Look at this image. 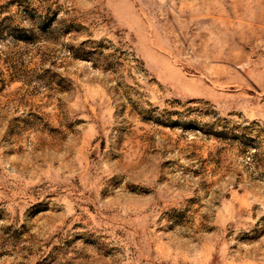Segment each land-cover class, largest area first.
<instances>
[{"label":"rangeland","instance_id":"1","mask_svg":"<svg viewBox=\"0 0 264 264\" xmlns=\"http://www.w3.org/2000/svg\"><path fill=\"white\" fill-rule=\"evenodd\" d=\"M0 264H264V0H0Z\"/></svg>","mask_w":264,"mask_h":264}]
</instances>
